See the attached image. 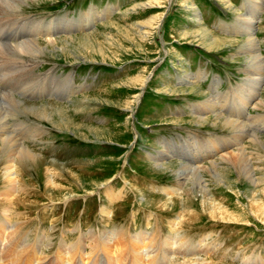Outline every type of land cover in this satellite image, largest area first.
<instances>
[{
  "label": "rangeland",
  "instance_id": "rangeland-1",
  "mask_svg": "<svg viewBox=\"0 0 264 264\" xmlns=\"http://www.w3.org/2000/svg\"><path fill=\"white\" fill-rule=\"evenodd\" d=\"M153 1L42 0L23 6L21 9L22 18L19 19L21 23L19 28L23 29L22 31L27 28V25H23L22 22L30 19L49 21L68 18L77 20L90 8L96 12H104L107 7H111L108 15L92 24L91 27L79 31L74 29V32H70L69 37L67 33L54 36L55 40L70 39L71 37L80 40L84 35H90L91 40L95 41L94 43L98 44L101 49L81 50L79 55L87 61L79 60L77 62L72 58L47 57L43 58V61L41 60L38 67L32 68L31 72L30 68L18 64L13 56H0L1 93L10 94L12 92L14 97L27 102L26 104L41 105L48 102L64 108L68 107L70 112L68 111L67 115L74 123L69 122L68 127L66 124L58 122L56 125H50L34 117L15 114L9 118L11 119L9 122L12 127L11 131L21 139L25 127L28 130L30 127L36 129L40 124L44 129L43 133L39 134L41 136L35 141L24 138L23 143L30 146L33 151L41 153L45 158H55L60 162H67L69 166L67 171L71 170L77 174L82 181H86V185L90 184V180L93 182L92 184L100 185L96 188L97 190L95 189L91 193H79L72 196L73 198L65 197L61 201L52 202L45 194L43 170L41 168L32 169L26 165L27 167L19 169L22 180L18 186L25 199L14 201V205L10 206L7 199H13L15 194L10 196L3 194V190L8 188V184L4 180V174L0 167V224L7 218L10 222L14 221L13 226L17 225L21 228L19 232L21 235L18 238H25L26 242L41 239L40 244L49 247L46 246L42 249L38 247L37 252L44 251L42 256L47 257H44V260L51 264L52 256L54 255L56 258L54 252L61 238L67 246L75 241L77 237L75 229H80L86 236L87 231L103 232L122 228L125 231L129 230L130 234L139 232L151 234L159 228L164 240H170L178 234L180 240L184 242H180V250L184 255H175L171 264H179L182 258H187V256H182L189 255L192 258L197 254L202 259L221 264H262L259 261H264V224L253 218L248 212L249 207H247L243 193L240 192L244 191L250 194L246 184L241 182L238 188L235 187L233 191L240 192L239 194L223 189L214 192L216 195L213 197L221 202H224L223 199H225L229 211L246 219L247 222L213 220L200 209L199 205H191L183 191L167 200L168 205L165 203L166 196L160 190L173 185L176 179L153 168V162L148 160V154L157 153L158 150H167L169 155L172 152H177L180 159L171 160L185 162L187 157L191 158V155L195 153L196 146L201 145L202 147L210 141L221 144L222 148H229L227 151L235 149L229 142L234 136V134L228 133L229 130L211 126L198 128L194 125L195 117L193 118L191 114L193 105L203 102L205 95L213 94L210 86L214 80L220 81L218 91L223 94L220 96L221 98L219 97L220 101L227 98H224V95L233 96V91L239 84L245 85V83L243 84L245 75L241 72V64L232 61L240 58L232 56L237 53L234 48L223 47L219 50H206L203 45H200V48V41L197 38L189 39V34L196 27L190 20L193 12L190 11V13L189 10L192 8L193 11L200 14L201 21H196L197 25L207 29L211 35L223 39L242 40L244 35L232 34L230 27L238 24V17L241 19L248 17L250 9L253 10L257 1L264 3V0H221L226 3V6H230L229 8L218 0H185L184 4L181 3V0H171L170 4L166 0H158L159 8L146 7L142 9L140 7ZM179 5L185 6L186 12ZM160 13H162L163 22L159 34L154 39L142 40L139 38L135 26L141 25L144 21L146 22L152 16ZM5 18H10V23L13 20L18 22V20L12 15L0 17V29L3 27L0 30V43L7 45L11 35L14 36L15 41L16 38L15 34H12L15 29L12 24L2 25L7 21ZM258 19H261L257 24L261 30L257 37L261 41L260 52L264 55V9ZM108 24H116L118 29L110 32L105 27ZM109 34L113 39L108 37ZM39 40L44 42L43 38H39ZM162 44L170 49L169 53L165 52L161 55ZM50 68L51 70H49ZM28 70L29 72H27ZM148 72H150V77L147 79L146 86L142 89L139 99L136 100L135 107L132 111H128L131 98L140 92V84L135 83L134 86L130 83L127 85V82L133 77L137 78L140 74L144 73L145 75ZM198 72H203L201 73L202 80L196 82V86L193 85L198 88V91L203 92V95L199 92L189 93L194 90V87L178 80L182 78L181 75L195 77L199 74ZM69 76L72 77V82L77 88L65 98L57 93L48 95V97L45 94L39 98L20 97V94L25 90L38 93V91L46 92L50 88L60 89L66 84L63 79ZM169 89L175 92H168ZM260 93L264 97V90ZM70 96L72 100H68ZM84 97L96 98L99 101L89 102V104L81 102ZM223 103L226 104V108H223L222 116L249 124V119L243 116L245 113H233L231 110L233 106L238 107L241 101L235 99L232 101V107L228 102ZM71 104L73 106L79 104L83 107L89 105L91 109L76 112L71 108L73 107ZM255 112L263 114L252 109L248 111L251 115H255ZM209 118L212 117L209 116ZM72 128L74 129L72 130ZM195 129H200V133L194 132ZM261 135L264 137V134ZM175 148L177 149L175 150ZM70 161L77 163L70 165ZM253 162L258 166V162L254 160ZM56 177L60 186L72 190L77 189L76 181L68 177L66 173L60 172ZM124 180L128 181V184ZM105 185H112L115 190L122 192L117 204L110 205L104 196L103 187ZM133 185L144 190L148 200H158V206L149 205L148 207ZM262 199L264 203V197ZM108 205L114 214L111 219L100 212L101 208L109 207ZM163 206L164 209L160 208ZM6 210L8 212H5ZM179 214L181 215L179 216ZM176 219H179V223L177 227L173 228L169 222L174 223ZM0 230L2 232L4 229ZM145 239L150 242L149 236L146 235ZM164 240L161 239V241ZM185 244L188 246L187 251L183 250ZM137 247L138 243L132 242L130 250L137 251ZM190 248L192 251L188 252ZM198 248L201 251L195 253ZM124 250L126 249L120 248L116 251L119 259L121 255L122 257L126 256ZM85 251L88 252L87 249ZM120 253L122 254L120 255ZM162 253L166 254V244L162 247ZM97 254H90L89 257H95ZM126 257L125 259H129L128 255ZM120 262L126 263L125 260Z\"/></svg>",
  "mask_w": 264,
  "mask_h": 264
},
{
  "label": "bare ground",
  "instance_id": "bare-ground-1",
  "mask_svg": "<svg viewBox=\"0 0 264 264\" xmlns=\"http://www.w3.org/2000/svg\"><path fill=\"white\" fill-rule=\"evenodd\" d=\"M38 1L42 0H0V17H2V15H12L15 19L18 20V22L13 20V22L10 23L9 20L11 19L5 18L7 19V21L2 25H7L8 23L12 24L15 28L12 34L18 31V36L16 37L15 41L14 36L11 35V38L9 39L7 45L0 43V56L11 55L16 58L18 64L25 65L26 67L30 68L32 72V68L35 69L36 67H38L43 58H72V60L78 62L79 60H86L81 55H79L81 50H85L88 48L98 50L101 49L98 44L94 43L95 41L93 42L91 40L90 35H84L83 38H81L80 40H77L72 37L70 39L63 38L60 40H55L54 36L67 33V36L69 37L71 35L70 32H74V29L79 31L83 28L87 29L89 26L91 27V25L95 24V22H99L102 17H106L110 12L111 7H107L104 12H96L93 8H90L86 14H81L77 20L60 18L51 19L49 21L35 19H30L29 21L24 22L21 21L23 25H27V28L24 29L25 31H22L23 29L19 28L21 26L19 19L22 18L21 9H23V6L29 3ZM166 1L168 4L171 3V0ZM184 1L185 0H181V3L184 4ZM218 1L221 2L224 6H226V3L224 1ZM258 2L259 1L255 3V6L253 5V10L250 9V15L248 17L242 19L241 17H238V24L236 26L230 27L232 29V34L244 35V38L242 40L223 39L211 35L207 29H204L200 25H197V22L201 21L200 14L196 11H193L192 8L189 10V12H193V16L190 20L196 26L189 34V39L197 38L198 41H200L199 46L203 45L206 50H219L223 49V47H227L228 49L230 47L234 48L237 53L232 56H237V58H240L238 60L233 59L232 61L234 63L236 62L241 64V72L245 75V82H243V84L245 83V85L239 84V86L235 87V91H233V96L224 95L223 97L227 98L224 101H220V96L223 95L220 91H218L220 81L214 80L212 82V85L210 86V90H212L214 95H205V100L203 102H199L198 104L192 106L193 113L191 114L193 118L195 117L193 123L198 128L202 126H211L213 128H225L229 130L228 133H231L232 135L234 134V136L229 142L231 146L235 147V149L227 151L229 148H222L221 144H216L214 143V141H210L204 144L202 147L201 145L196 146L195 153L192 154L190 152L192 154L191 158H188L186 156L187 159L184 160L185 162H174V160H171L174 158L180 159V157L178 158L177 152H172V154L169 155L167 154V150H158L157 153L148 154V160L153 162V168H155L162 174L173 176L176 179L173 185L168 186V188H162L160 190V192L166 196V204L167 200L172 199V197H175L178 192L183 191L188 202L191 203V205H199L200 209L211 219L218 220L221 222H247L245 221L246 219L242 218L241 216H236V214H233L231 211H229L228 206L225 204V199H223L224 202H221L215 199V197H213L214 195H216L214 192H216L217 190L220 191L224 189L226 191L231 192L235 190V187L238 188L239 183L242 182V184H246V188H249L250 194L244 191H240L241 193H243L242 195H244L247 207H249V214L253 218L259 220L262 224H264V203L262 199V197H264V137H262L261 135L264 134V97L260 93L264 90V55L260 52L261 41L257 37L258 32L261 30L260 26L257 25L258 21L261 20H259L258 17L264 9V3ZM189 5H187V7H189ZM140 7L142 9L146 7L159 8L160 3H158V0H154L152 3L143 4ZM179 7H183L181 9L184 10L187 9L183 5H179ZM226 7L229 8L230 6L227 5ZM162 22V13L154 15L151 17V19L147 20L146 22L144 21L141 25L135 26L137 27L136 34L142 40L146 38L154 39L155 36L159 34V29L162 25ZM105 27L110 32L116 31L118 29L116 24H108ZM110 34L108 37H111ZM39 38H43L44 42H41ZM161 47V55H163V53L165 54V52H170V49L166 48L164 44H162ZM49 70H51V68ZM6 72L8 71L6 70ZM27 72H29V70ZM144 73L142 75L140 74L137 78L133 77L127 82V85H130V83L134 86L135 83L140 84V86L138 85L140 92L134 95V98H131L130 104H128L129 102L126 103L129 105L128 109L130 110L128 111H132L133 107H135L134 104L136 103V100L139 99L141 91L144 86H146V83L148 81L147 79L150 77V72L145 75ZM201 73L195 75V77H193V75H181L182 78H179L178 80L184 82L186 85L194 87V90L189 91V93L199 92V94H202L203 92L198 91V88L195 87V83L202 80ZM38 75H40V73H38ZM44 75L46 74L44 73ZM63 80H65L66 83L63 87H61L60 89H58L57 87L55 89L50 88L46 92L38 91V93H40L39 96L43 97L46 94L48 97V95L57 93L58 95L64 96L65 98V96H67L68 94H72L74 92V89L77 88L72 82V77L69 76ZM167 91H170L171 93L175 92L171 89ZM32 93L35 92L25 90L20 94V97H31ZM235 99L241 101V104L238 105V107H232V101H234ZM68 100H72L71 96ZM98 101L99 100L96 98L88 99L87 97H84L81 99V102H88V104L89 102L96 103ZM223 102H228L231 105L232 108H230L233 113H245V115L243 116H246L247 118H245L249 119V124L242 123L243 121L237 122L233 120L234 118L230 119L222 116V111L224 110L223 108H226V104ZM26 103L27 102H23L18 99V97H14V94L12 92H10V94L0 92V167L2 168V172L4 174V180L8 184V188L3 190V194H9L8 196L15 194L13 199H7L8 205L13 206L14 201H22L25 199V197L22 196L23 194H21L20 192L21 188L18 186L20 184V181L22 180L19 169H22L26 165L32 169L41 168L43 170V174L45 177L43 179V185L45 194L49 201L58 202L65 199V197L73 198L72 196L77 195L79 193L87 194L95 191V189L100 184H92L93 182L90 180V184L86 185V181H82L77 176V174L73 173L71 170L67 171V169H69L67 162H60L55 158H45L42 156L41 153L33 151L30 146L23 143L22 140L24 138L32 139L33 141H35L41 136L39 134H42L44 129L39 123L36 129L30 127L28 130L25 127V130L23 131L24 134H22L23 136L20 134L22 137L21 139L20 137L18 138V135H16L10 129L12 127H10L9 122L11 119L9 118H11L15 114H20L24 117L25 115L27 117H34L38 120L45 121L50 125H56L57 122L63 123L64 125L66 124V126L68 127V123L71 122L70 116L67 115L69 108H64L62 106H59L58 104L55 105L50 104L48 102L46 104L43 103L41 105H37L36 103V105H33V103L32 105ZM71 108H73L76 112H83L85 111V109H91L89 105H87V107H83L79 104L74 105ZM249 109L260 111L263 114L255 112V115H251L250 113H248ZM70 110L72 111V109ZM209 116H211L212 118H209ZM71 124L74 123L71 122ZM73 129L74 128H72V130ZM97 131L100 132L101 130ZM194 132L200 133V129H195ZM167 148L169 147L167 146ZM176 149L177 148H175V150ZM252 156L255 157V159H252ZM97 160L100 161V159ZM253 160L255 162H258V166L253 164ZM74 163L77 162L70 161V165H73ZM60 172L66 173L68 177L76 181V190L65 188L58 184L59 182L56 175H59ZM125 183L128 184V181H125ZM129 184L131 183L129 182ZM133 187L137 190L138 195L142 200H144L145 204L148 205V207L149 205H155L156 207L158 206V200H148L146 198V192L144 190L140 189L139 187H135L134 185ZM233 192L234 194L240 193H235L236 191ZM103 194L110 203V205H113L114 203L120 201L122 192L120 190H115L112 185H105L103 187ZM110 205H108L109 207L104 206V208H101L100 212L102 215H105L111 219L113 217L112 215L114 214L112 209L110 210ZM164 206L160 208L164 209ZM7 210L5 212H8ZM3 215H5L4 212ZM180 215L181 214H179V216ZM179 219H176L174 223L169 222V224L171 223V226H173V228L177 227ZM5 221L0 224V229H4L2 232L0 230V264H18L19 257L23 254V251L29 252V256H31L34 254V248H32V245H24L22 241H19V239L21 238H18V236L21 235L19 233L21 231L20 227H18L17 225L13 226L7 218H5ZM158 230L159 228L155 231L152 230L153 232L151 234L148 232V234L146 232H139L133 235H131L128 231H125L123 228L103 232L91 231L86 236H83L81 233H79L75 241L69 243L68 246L61 238V241L58 244V248L56 249V251L54 250V253L56 255L57 261L61 262L62 264H70L72 260L80 256L84 259L87 258L88 260V256L93 253H100L99 256L101 259H93L89 264H96L98 262H105L106 264H120V261L122 260L123 262L125 260L126 263L130 264H171L172 259H174L175 255H184V253H182L180 250V242L183 241L180 240L178 234L174 235V238H171L170 240H164V238H161L164 241H159L158 238L155 236V234L157 236L159 235ZM5 231L8 232L7 235L9 234V237L7 238L6 236H4ZM146 235L150 237V242L145 239ZM42 236H40V238L43 239ZM40 241L41 239H39L37 243V247L35 250L36 254L39 252H37L38 247L42 249L43 247L48 246H42L40 244ZM132 242L134 244L138 243L137 251L130 250V248L132 247ZM164 244H166L165 255L164 253H162V247L164 246ZM25 246L27 248H24ZM120 248H124L127 250H124V252H126V256L128 255L129 259H125L127 258L126 256L122 257V253H120V259L117 257L118 253L116 254V251H118ZM86 249L88 252L85 251ZM112 250L114 251V254L112 253ZM183 250H188L187 244H185ZM190 251H192V248H190L188 252ZM200 251L201 250H199L198 248L195 250V253H198ZM160 252L162 253V255ZM41 253L42 252H39L38 254ZM197 255L192 258H190L189 255L182 256H187V258H182L179 264H221L213 262L211 260L207 261L206 259H202ZM29 256L26 257L28 264H30ZM248 259L250 260V258ZM259 262L264 264V261Z\"/></svg>",
  "mask_w": 264,
  "mask_h": 264
}]
</instances>
